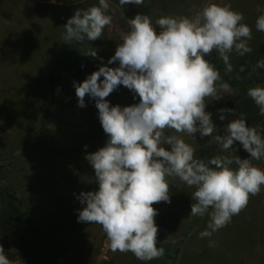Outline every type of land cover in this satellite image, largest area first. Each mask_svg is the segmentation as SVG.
I'll return each instance as SVG.
<instances>
[{"label":"clouds","instance_id":"9594fccd","mask_svg":"<svg viewBox=\"0 0 264 264\" xmlns=\"http://www.w3.org/2000/svg\"><path fill=\"white\" fill-rule=\"evenodd\" d=\"M143 3L119 0L120 6ZM108 9L107 0H99V6L77 10L64 26L62 39L79 43L100 39L112 24V16L105 14ZM257 11L262 14L255 27L264 32V8L258 6ZM243 20V13L233 10L231 3H208L192 17L156 19L157 33L148 15L137 14L128 19L130 31L122 35V43L108 61L119 66H101L83 83H74L79 107H86V96L95 100L109 137L105 147L85 157L95 170L99 190L77 196L86 205L79 211L78 222L100 225L112 252H131L140 261L165 255V249L157 247L158 212L153 205L171 203L169 178L194 189L189 218L209 217L201 239L227 226L247 207L251 196L260 194L264 170L252 161L264 158V138L256 127L247 126L243 114L227 124L225 135H213L212 114L205 111L207 101L222 98L218 91H231L205 56L215 51L225 72H233L230 54L243 57L253 51L249 46L252 29ZM84 54L97 57L96 50ZM255 69H264V59L257 61ZM120 85L136 93L140 102L110 106L106 98ZM247 95L264 117V87L249 88ZM218 111L224 120L223 113L234 114L236 109ZM169 131L175 134L166 135ZM197 132L201 138L212 136L222 152L238 141L251 159L216 155L206 162L195 158V149L183 136L194 138ZM233 164L237 167L232 168ZM209 247H215V241L210 240ZM4 252L0 245V264H13Z\"/></svg>","mask_w":264,"mask_h":264},{"label":"rangeland","instance_id":"374dc122","mask_svg":"<svg viewBox=\"0 0 264 264\" xmlns=\"http://www.w3.org/2000/svg\"><path fill=\"white\" fill-rule=\"evenodd\" d=\"M175 6H168L170 0H159L153 11V25L155 20L164 16H189L200 12L208 3L223 5L231 0H171ZM235 1V0H234ZM242 8L232 5V9L243 13L244 20L252 29V39L249 46L258 45L261 33L256 30V18L259 14L257 7L264 8V0H236ZM109 11L112 15V24L106 26L101 41L96 50L97 57L86 55L83 60L88 68V75L79 83H83L93 72L101 66L115 68L119 62L108 64L115 55L116 49L122 43V35L130 31L128 16L123 7L107 0ZM90 3H99V0H0V152L12 148V137L9 128L29 124L30 113H42L46 101V89L53 59L59 56L65 42L62 35L67 24L77 10L89 8ZM95 5V4H94ZM168 6V8H165ZM248 9V10H247ZM166 10V13L163 11ZM245 11H248L246 13ZM253 13V14H252ZM158 33V32H157ZM235 52L230 54V63L234 66ZM205 59L215 65L220 76L230 77L234 73H224L218 69L217 64L211 60H218V54L213 51ZM104 78L101 77V80ZM228 92L218 91V100H209L205 111L212 114L215 125L213 135H225L227 124L236 118L231 113H223L225 119L221 120L219 109H227L226 97ZM135 97L140 102L139 96L128 88L120 85L106 99L110 106L122 107L126 101ZM95 100L90 96L85 97L86 107H79L76 98V109L72 113H63L60 109H52L49 113L51 132L61 138L64 144L74 145L83 141L88 131L103 132L100 126L99 112L95 107ZM28 111V112H27ZM30 112V113H29ZM256 127L264 138L263 130L259 124H247ZM98 132V133H99ZM97 133V134H98ZM167 134H175L166 132ZM4 137L8 138L6 140ZM20 139V137L18 136ZM185 142L195 149V158L200 146H212L219 155L235 157L234 151L239 152L241 159H251L250 154L243 149L240 142H235L232 149L222 152L219 146L212 141V136L201 138L197 132L193 137L184 134ZM166 150L170 146L164 145ZM77 166L63 165L41 161L35 165L29 164L26 168L14 174L24 192L31 197L34 214L42 230V240L37 248L38 256L34 260L21 258H8L13 264H166L164 258L152 261H140L131 252H112L107 246V237L102 227L94 223L78 222L79 211L82 205L77 199L82 192L99 190L95 170L86 158ZM253 165L264 170V158L260 161L253 160ZM232 168L237 166L233 164ZM78 170H80L78 172ZM70 181L65 185L64 181ZM171 207L167 213L181 210V226H173L178 236L174 233L159 229L157 247H163L171 253L175 246L184 242V235H190L185 242L183 252L178 264H264V186L257 196H251L249 203L238 215L232 217L227 226L213 232L210 238H200V233L207 229L209 217H190L191 205L194 202L191 195L193 188L182 185L178 179L169 178ZM167 202L153 205L158 215L155 223L158 226L160 216H164ZM163 206V207H162ZM159 227V226H158ZM215 241V247L209 243ZM50 243L58 244L63 253L52 250ZM16 252L14 247L11 248ZM17 253V252H16Z\"/></svg>","mask_w":264,"mask_h":264},{"label":"trees","instance_id":"16d2710c","mask_svg":"<svg viewBox=\"0 0 264 264\" xmlns=\"http://www.w3.org/2000/svg\"><path fill=\"white\" fill-rule=\"evenodd\" d=\"M78 1L80 0H76V2ZM109 1L119 4V0ZM170 2L168 6H175L174 2L171 0ZM158 3L159 0H144V3L140 6L129 4L122 7L124 13L130 19L135 18L137 14L148 15L152 19L153 11ZM229 3L239 9L242 8L236 0H231ZM90 4L89 7L99 6V3ZM168 6L165 8H168ZM83 7L88 9L84 5ZM163 12L166 13V10ZM245 12L248 13V11ZM105 14L114 16L109 10ZM261 14H254L253 17L257 19ZM242 23L248 25L247 21H242ZM157 32L159 33V28H157ZM100 41L101 39L96 41L85 39L83 43L64 42L59 56L53 59L49 70L46 101L43 104L42 113L29 112V124L20 126L18 131H15L14 126L8 127V134L12 137V148L9 151L0 152V245L3 246L4 254L8 258L18 257L34 260L38 256L37 248L43 238L40 224L34 214L32 199L24 192L14 174L26 168L29 164L35 165V163L41 161L61 163L79 168L82 159L107 144L109 137L104 130L102 133L99 131V133L97 131L89 133L88 131L87 134H84L86 137L83 138V141L74 145L64 144L61 138L51 132L48 120L52 109H60L63 113L69 114L75 111L77 96L74 83H79L88 75V68L83 62V60H87L84 53L86 49L97 48ZM258 42V45L252 48L251 53L243 57L238 55L233 57L232 61L236 60L233 66L234 74L230 77H221V81L230 85L231 91L228 92L226 97V107L227 109H236L234 114L231 113L233 117L238 119L243 114L247 124H259L264 134V117L259 115L258 107L247 95L249 88L264 87V69L253 71L257 61L264 59V33L259 35ZM211 61L217 64L219 70L226 73L222 60ZM241 66L245 68L244 72L239 71ZM138 103L137 99L132 97L122 107ZM99 125L102 126L101 122ZM4 138L8 140V138ZM234 153L239 156V152L234 151ZM216 155H219V153L214 147L209 145L200 146L196 158L207 162ZM210 167L214 166L210 165ZM64 182L65 185H70V181L66 180ZM164 206H162V209L166 213L164 216H160L158 228L165 231V233L172 232L178 236L173 226H177V223H179L181 226H177L178 229L182 230L184 228L181 210L168 214V206L170 208L171 205L167 203ZM189 236L184 235L185 241L181 245L175 246L172 253L165 249L163 258L166 264H178ZM49 246L60 254L64 252L58 244L50 243ZM12 247L17 253L12 251Z\"/></svg>","mask_w":264,"mask_h":264}]
</instances>
